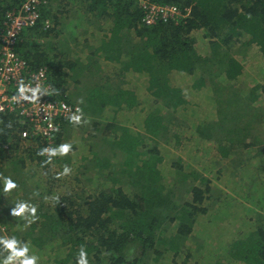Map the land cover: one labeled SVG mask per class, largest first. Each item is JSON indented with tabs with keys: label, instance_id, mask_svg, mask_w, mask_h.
<instances>
[{
	"label": "trees",
	"instance_id": "obj_1",
	"mask_svg": "<svg viewBox=\"0 0 264 264\" xmlns=\"http://www.w3.org/2000/svg\"><path fill=\"white\" fill-rule=\"evenodd\" d=\"M149 1L176 9V15L168 20L160 16L147 25L143 22L147 10L139 7V0H84L85 16L110 28L107 35L85 33L86 59L72 60L69 50L59 47L63 41L52 36L58 16L53 18L47 4L37 26L23 33L26 39L18 44L17 52L34 71L45 67L53 98L79 104L82 121L92 126L96 139L81 173L91 176L89 182H96L97 187L52 194L50 202H45L42 193L33 196L32 203L19 198L18 202L23 199L35 206L36 215L28 212L30 223L23 220L24 215L15 219L16 224L5 219L9 234L0 229V238L15 237L18 245L30 243L40 249L59 245L67 251L62 264H77L81 248L88 264H264V214L255 209L264 210V175L255 190L259 197L254 198L240 183L235 186L219 175L206 177L189 170L180 159L171 163L169 178L161 168L165 162L161 147L179 143V115H184L196 138L215 144L230 178L236 177L232 161L238 151L252 148V140L257 139L252 131L264 122V81L250 86L244 66L233 54L244 50L249 56L257 48L264 59V0ZM23 2L0 0V25L6 13ZM49 22L52 26L46 28ZM99 35L95 48L88 45ZM67 38V44L71 43ZM93 67L101 79L88 80L90 86L82 96L69 95L68 87L80 82L84 74V80L93 76ZM129 74L134 80L130 83L125 81ZM180 74L192 78V89L202 98L206 88L213 91L217 119H195L186 89L175 82ZM235 87H239L237 93ZM81 98L83 103H78ZM256 104H262V110ZM108 108L113 111L110 118ZM133 110L147 113L140 130L127 127L120 118ZM69 124V119L62 123L64 129L56 134L54 148L62 144ZM27 126L19 116H2L0 137L4 146H10L0 151L2 189L4 177L22 190L29 179L28 167H39L45 173L49 168V157L39 154L45 140L22 139ZM75 150L72 144L64 164L71 163ZM253 157L264 159V146ZM52 159L60 164L57 156ZM37 198L42 200L40 205ZM234 198L241 201L234 202ZM228 203L244 216V228L237 222L228 223L210 243L199 239L196 233L207 227L210 213L226 210ZM8 255L0 244V264Z\"/></svg>",
	"mask_w": 264,
	"mask_h": 264
},
{
	"label": "rangeland",
	"instance_id": "obj_2",
	"mask_svg": "<svg viewBox=\"0 0 264 264\" xmlns=\"http://www.w3.org/2000/svg\"><path fill=\"white\" fill-rule=\"evenodd\" d=\"M84 14V13H83ZM86 19L82 20L84 23L89 18L85 17ZM79 21V20H78ZM91 21V20H90ZM89 21V22H90ZM77 22V21H76ZM91 24V23H90ZM57 30L52 33V36L56 34L57 38ZM91 34V33H90ZM87 34L83 33L82 35H77V42L79 40H85ZM99 36L95 37V40L90 41L88 45L93 46L94 48L98 45L97 40ZM62 38V36H61ZM26 39V38H25ZM48 42L50 39L47 40ZM75 43L73 47H68L66 41H63L59 47L62 50H69V58L72 60L78 59L79 57L86 59V48L79 47V43ZM50 44V43H48ZM47 44V45H48ZM51 46H55L51 43ZM256 48V47H255ZM244 50H240V52H235L233 55L237 58L242 65L244 66L245 70V77L247 83L250 86H254V84H258L259 82L264 81V59L260 53H258V49L256 48L255 51L251 55H245ZM237 56V57H236ZM90 74L87 79L84 80L86 74L81 77L80 82H74L73 85L68 87L69 91L67 90L68 94L74 93V97H80L79 95H83L87 87L90 85L87 83L88 80L90 82L99 81L101 76L99 75V71L97 72L94 67L90 69ZM213 77V76H212ZM132 75L129 74L126 76L125 81L129 82L134 81ZM80 79V77H79ZM137 81V80H136ZM135 81V83H136ZM176 84L183 86L186 89V94L191 102V108L189 110H194L196 112L195 119L198 122H201L205 119H217V108L216 102L212 98L213 91H210L206 88V92L204 93V98L199 96L194 92L192 89L193 80L190 77H187L183 74H180L176 78ZM128 83V84H129ZM115 85L114 82L111 85ZM122 85V83L120 82ZM110 85V86H111ZM137 86H139L137 81ZM245 88L244 86H240ZM236 93L239 91V87H235ZM67 95V94H66ZM210 97L212 99H210ZM145 100V98H141V101ZM79 105V104H77ZM257 108L262 110V104H256ZM261 106V107H260ZM108 110V111H107ZM106 110L107 117H112L113 111L108 108ZM142 111H126L123 114H120V118L124 120L125 125L128 127L130 126L134 130H140L143 126V122L146 116V111L141 113ZM123 115V118H122ZM180 127L177 129L179 134V143L173 145H164L161 147V152L163 157L165 158V162L162 164V169L164 176L166 178L170 177L171 173V163L175 159H180L182 164L187 167L191 171H195L198 173H203L206 177L209 176H222L225 179L223 181H233V185L237 186L239 183L243 188H245V193L247 192L246 189L249 188L252 197H259V194L256 193L255 190H259L257 187H261L262 182H260V178L264 175V159H256L253 157V152L258 151L262 146H264V122L261 125H256L255 130L252 131V134L257 137L256 140H252L254 144L252 148H249L248 151L240 150L238 151L235 161H232V165L234 166L236 177L230 178V173L226 170V165L223 164L221 157L218 155L215 144H210L202 140H198L194 135V128H191L190 123L185 120L184 115H179ZM78 127V128H76ZM90 122H84L80 125H75L73 123L69 124L67 131L63 133L64 137L62 138V143H70L71 145L74 144L76 146V150L71 153L72 160L71 163L64 164L68 161L66 156H59L57 155V159L60 164L55 163L54 160L50 162L49 168L47 169V173L39 167H28L26 172H29V179L26 181V188L19 190V188L13 189L10 193L6 194L3 192V197L0 202V228L4 234H9L8 231L6 232V228L4 226L9 227L6 223L5 219H8L10 222L16 224L15 219L21 220L20 216H13L11 214L12 209L16 207L19 198H27V201L32 203L33 200L31 199L38 193L44 194L45 202H50V197L52 194H66L68 191L74 192H82L83 190L86 192L88 189L96 188V182L90 183L89 178L87 177L88 174L84 177L82 173L84 171V167L89 163V159L91 158L90 147L92 142L96 139L92 135L94 134L91 131ZM64 127H62L61 132L63 131ZM65 131V130H64ZM59 146V145H58ZM70 153V152H69ZM86 158V159H85ZM249 158H252L250 162ZM244 162L245 165L240 167V163ZM4 162V161H3ZM2 163V162H1ZM67 165L71 168V173L69 175H60L63 172L64 166ZM237 165V166H236ZM83 167V171L81 168ZM240 169L238 170V168ZM81 170V171H80ZM220 171L222 175H220ZM36 173V177L33 179L34 174ZM2 174V173H1ZM251 180H255L251 181ZM229 188H232L231 185H228ZM255 186V187H254ZM257 186V187H256ZM4 191V186L3 189ZM19 191L20 194L16 195V192ZM51 191V193H49ZM13 199V200H12ZM31 199V200H28ZM264 200V194L261 197V201ZM21 201H25L21 199ZM234 202L241 201L240 198H234ZM42 202L41 199L37 198V205H40ZM229 204V203H228ZM12 206V207H10ZM227 209H222L220 212L210 213V217L208 220V225L205 228L200 229L198 231L197 236L199 239L203 241H207V244L210 243L211 240H215L218 238V234L220 232H224L225 225L228 223L237 222L240 228H244V216H240V213L236 206H225ZM249 208H254V206H250ZM264 214L263 212H260ZM28 211H26L23 215V220L26 222H31V219L27 217ZM22 215V216H23ZM20 221H18L19 223ZM3 225V226H2ZM18 230V228L16 229ZM15 230V231H16ZM216 235L214 236V234ZM219 237H222L221 235ZM20 243V242H19ZM21 244V243H20ZM30 244V243H26ZM22 245V244H21ZM21 245H17L18 247H23ZM207 246V245H206ZM208 250V249H207ZM209 251V250H208ZM29 253L30 255H35L38 257L37 264H62L61 261L66 257L67 251L61 249L59 245L53 244L45 247L44 249H40L38 247L33 248L29 246ZM29 255V256H30ZM72 264V263H70ZM159 264H168L167 261H161ZM195 264V263H194Z\"/></svg>",
	"mask_w": 264,
	"mask_h": 264
},
{
	"label": "built area",
	"instance_id": "obj_3",
	"mask_svg": "<svg viewBox=\"0 0 264 264\" xmlns=\"http://www.w3.org/2000/svg\"><path fill=\"white\" fill-rule=\"evenodd\" d=\"M45 4H48V0H24L20 8L6 13L0 25V131L2 116L8 113L14 114L20 117L25 126L30 127L29 129L27 126L21 132L22 139L41 138L45 140V148H54V139L56 134L61 132L62 123L76 113L80 106L60 98H53V88L49 83L46 68L34 71L30 63L16 49L26 38L22 37L23 33L39 23L42 7ZM139 7L143 11L147 10L143 19L147 25L156 23L160 16L168 20L176 15V9L155 5L149 0H139ZM50 26H52L50 22L46 24V28ZM21 81L33 88L39 85L43 95L35 102L22 99L17 101L14 97L19 95L18 87ZM9 147V145L4 146L0 137V151L8 150ZM45 155L48 157L47 154ZM2 194L3 190L0 186V201ZM20 259L14 260L12 264H20Z\"/></svg>",
	"mask_w": 264,
	"mask_h": 264
},
{
	"label": "clouds",
	"instance_id": "obj_4",
	"mask_svg": "<svg viewBox=\"0 0 264 264\" xmlns=\"http://www.w3.org/2000/svg\"><path fill=\"white\" fill-rule=\"evenodd\" d=\"M19 95L14 97L17 101L25 100V101H32L35 102L41 95H43V91L39 85L36 87H30L25 85L22 81L18 87ZM31 93V95H28ZM78 103H83V99L81 98ZM69 122L75 125H80L83 120V112L82 109L77 108L76 113H73L68 117ZM11 125H9L10 127ZM72 150V145L70 143H62L56 148L46 147L41 150L39 153L40 155L47 154L49 160L47 162H51V158L57 155L59 156H66ZM71 173V168L67 165L64 166L63 172L60 175H69ZM4 192H11L13 189L17 188V184L10 178L4 177ZM36 207L31 205L28 202L20 201L16 204V207L12 209L11 214L13 216H20L28 211L31 216L35 217L36 215ZM0 244H3L5 249L9 252V255L2 261V264H12V262L16 259H20V264H37L38 257L35 255H28L29 253V246L25 243L23 247H18V240L15 237L11 238H0ZM77 264H88L87 253L86 251L81 248L78 258Z\"/></svg>",
	"mask_w": 264,
	"mask_h": 264
},
{
	"label": "crops",
	"instance_id": "obj_5",
	"mask_svg": "<svg viewBox=\"0 0 264 264\" xmlns=\"http://www.w3.org/2000/svg\"><path fill=\"white\" fill-rule=\"evenodd\" d=\"M78 2L79 4H77ZM47 5L52 10L53 18L55 15L58 16L57 22L54 23L55 24L54 27L57 30V33L59 36L58 39H61V41H65L66 39H68L67 37L71 39L70 40L71 43L66 44L68 47H73V45L77 42L75 41L76 36L79 34L82 35L83 33L99 32V33L107 35L109 32V29H110L108 28L109 25H107L104 28L100 22H98L96 19H92V16L89 14H88V17L91 21L89 23L87 22V20L85 23L82 21L86 19L84 0H48ZM77 43H79V45H77L79 47H83V45L86 46L87 44L84 40L82 41L79 40ZM244 150L248 151L249 148L245 147ZM256 152L257 151H254L253 153H256ZM255 209L257 212L264 213V210L260 208H255Z\"/></svg>",
	"mask_w": 264,
	"mask_h": 264
}]
</instances>
